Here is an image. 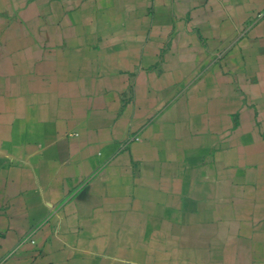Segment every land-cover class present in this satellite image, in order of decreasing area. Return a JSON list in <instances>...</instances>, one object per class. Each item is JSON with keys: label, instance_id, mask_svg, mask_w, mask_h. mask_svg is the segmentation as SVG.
Returning a JSON list of instances; mask_svg holds the SVG:
<instances>
[{"label": "crops", "instance_id": "1", "mask_svg": "<svg viewBox=\"0 0 264 264\" xmlns=\"http://www.w3.org/2000/svg\"><path fill=\"white\" fill-rule=\"evenodd\" d=\"M0 264H264V0H0Z\"/></svg>", "mask_w": 264, "mask_h": 264}]
</instances>
